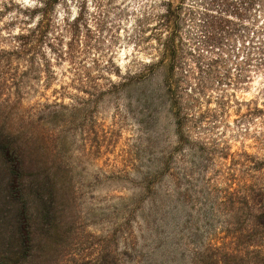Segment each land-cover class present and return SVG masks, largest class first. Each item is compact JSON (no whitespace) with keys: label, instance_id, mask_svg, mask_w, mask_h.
<instances>
[{"label":"rangeland","instance_id":"374dc122","mask_svg":"<svg viewBox=\"0 0 264 264\" xmlns=\"http://www.w3.org/2000/svg\"><path fill=\"white\" fill-rule=\"evenodd\" d=\"M45 1L0 0V264H190L200 196L242 175L231 154L262 153L244 114L264 109V0L242 19L173 0L182 138L159 85L166 0ZM206 4L232 29L200 36Z\"/></svg>","mask_w":264,"mask_h":264},{"label":"trees","instance_id":"16d2710c","mask_svg":"<svg viewBox=\"0 0 264 264\" xmlns=\"http://www.w3.org/2000/svg\"><path fill=\"white\" fill-rule=\"evenodd\" d=\"M54 1L46 0L45 5H52ZM251 1L222 0L221 3L226 6L219 12L231 13L242 19L250 9ZM215 3L218 4V1L214 0L213 4ZM207 6L209 5H203L204 10L197 11L196 20L199 21L196 26L200 36L206 38L207 34H212L213 31L228 32V28L232 29L229 19L209 15ZM177 14L173 0H166L159 22V68L163 71L159 85L170 94L177 133L182 138L183 122L179 101L175 95L178 89L175 75L180 68L179 48L175 43ZM261 93L264 97V88ZM244 115H257L259 122L264 124V109L260 107L249 108ZM257 140L262 150L260 155L245 151L231 154L232 165H239L243 171L242 175L232 174L222 194L221 191L210 189L206 197L200 196L202 201L198 203L196 215L188 227L190 241L194 244L190 264H264V132L258 135ZM235 156H241V159ZM168 167L169 164H166L165 169ZM173 177L174 175L171 179L174 181ZM221 205L225 209L224 220L220 219L218 210ZM20 225L24 230L23 244L40 248V244L36 242L39 225L28 208L24 210ZM202 227L206 228V234L202 232Z\"/></svg>","mask_w":264,"mask_h":264}]
</instances>
